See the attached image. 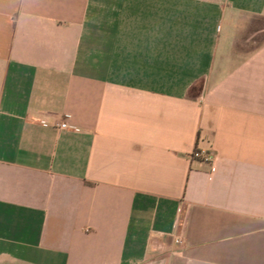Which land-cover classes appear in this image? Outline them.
Returning <instances> with one entry per match:
<instances>
[{
    "label": "crops",
    "instance_id": "obj_1",
    "mask_svg": "<svg viewBox=\"0 0 264 264\" xmlns=\"http://www.w3.org/2000/svg\"><path fill=\"white\" fill-rule=\"evenodd\" d=\"M0 264H264V0H0Z\"/></svg>",
    "mask_w": 264,
    "mask_h": 264
},
{
    "label": "built area",
    "instance_id": "obj_2",
    "mask_svg": "<svg viewBox=\"0 0 264 264\" xmlns=\"http://www.w3.org/2000/svg\"><path fill=\"white\" fill-rule=\"evenodd\" d=\"M61 129H69L70 126L68 124H61ZM192 159L194 160H202L205 163H208L211 165V174L214 175L217 170V156H215L211 151L207 150H195L192 154ZM178 244H182V240L179 238L177 239Z\"/></svg>",
    "mask_w": 264,
    "mask_h": 264
}]
</instances>
